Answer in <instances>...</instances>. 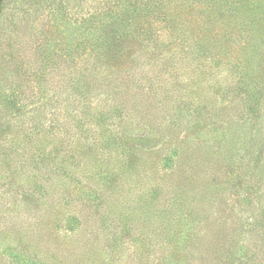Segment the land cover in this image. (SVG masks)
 <instances>
[{
	"label": "rangeland",
	"instance_id": "rangeland-1",
	"mask_svg": "<svg viewBox=\"0 0 264 264\" xmlns=\"http://www.w3.org/2000/svg\"><path fill=\"white\" fill-rule=\"evenodd\" d=\"M35 1L0 0V91H23L19 111L0 116V264H159L192 206L163 179L175 150L170 167H221L204 213L224 219L225 240L250 232L264 215V104L246 114V79L132 45L78 93L61 48L49 66L36 51L65 30Z\"/></svg>",
	"mask_w": 264,
	"mask_h": 264
},
{
	"label": "trees",
	"instance_id": "trees-1",
	"mask_svg": "<svg viewBox=\"0 0 264 264\" xmlns=\"http://www.w3.org/2000/svg\"><path fill=\"white\" fill-rule=\"evenodd\" d=\"M45 2L52 27L62 26L65 39L58 45L48 38L36 51L44 53L49 66L54 49L61 48L67 68L63 76L78 93L90 86L100 68L108 73L119 60L124 63L136 45L138 50L187 55L234 70L246 79V114L257 119L264 104V0H76V17L68 0L53 6V0ZM35 4L39 7V0ZM22 95L21 89L0 91V116L15 115ZM176 155L175 150L163 159L168 166L163 179L192 206L179 214L172 247L161 254L159 264H264V215L239 241L225 240L224 219L204 213L206 191L216 195L221 187V167H170ZM171 200L163 199L164 204ZM79 222L75 216L67 220L70 226Z\"/></svg>",
	"mask_w": 264,
	"mask_h": 264
}]
</instances>
